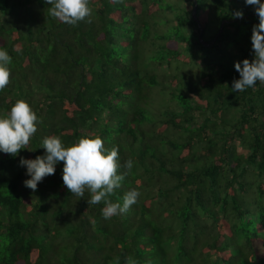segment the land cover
Listing matches in <instances>:
<instances>
[{
	"label": "trees",
	"instance_id": "obj_1",
	"mask_svg": "<svg viewBox=\"0 0 264 264\" xmlns=\"http://www.w3.org/2000/svg\"><path fill=\"white\" fill-rule=\"evenodd\" d=\"M89 7L69 25L45 0H0V48L11 57L0 113L22 99L41 121L27 148L0 153V264H264V84L231 90L234 64L253 59L254 7ZM82 134L119 149L124 179L109 199L140 193L126 214L105 219L87 189L70 193L63 162L25 187L21 158L43 155L48 136L71 145Z\"/></svg>",
	"mask_w": 264,
	"mask_h": 264
},
{
	"label": "clouds",
	"instance_id": "obj_2",
	"mask_svg": "<svg viewBox=\"0 0 264 264\" xmlns=\"http://www.w3.org/2000/svg\"><path fill=\"white\" fill-rule=\"evenodd\" d=\"M246 5L254 7L259 23L253 26L251 44L253 59L245 58L234 64L239 79L232 82L233 92L255 89L257 82L264 84V0H244ZM51 5L50 14L69 25H76L91 15L89 0H45ZM233 18H243L242 11H236ZM11 57L8 51L0 48V90L9 83ZM41 123L37 113L25 100H17L11 108L0 113V153L15 157L21 149L27 148L30 138L37 132ZM43 155L34 159H20V165L26 168L30 177L24 181L25 187L35 191L38 183L56 172V166L63 162L62 180L70 193L80 196L87 189L91 196L88 204L104 202L102 215L105 219L126 214L140 196L136 189L129 190L120 201L112 202L109 197L115 189L121 187L123 174H118L121 167L119 149L110 150L104 146L99 135L82 134L71 145H66L60 136L51 135L43 139ZM134 162L128 159L124 167L133 168ZM134 264V262H131Z\"/></svg>",
	"mask_w": 264,
	"mask_h": 264
},
{
	"label": "rangeland",
	"instance_id": "obj_3",
	"mask_svg": "<svg viewBox=\"0 0 264 264\" xmlns=\"http://www.w3.org/2000/svg\"><path fill=\"white\" fill-rule=\"evenodd\" d=\"M168 14H170V12H167ZM180 46L181 47H184L185 45L184 44H180ZM175 250V243H174V245H173V249H172V251H174Z\"/></svg>",
	"mask_w": 264,
	"mask_h": 264
}]
</instances>
